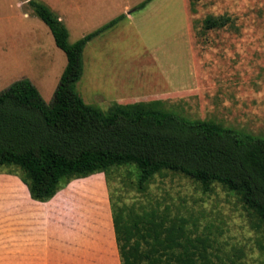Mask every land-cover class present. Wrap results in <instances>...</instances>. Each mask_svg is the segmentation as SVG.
I'll return each mask as SVG.
<instances>
[{
	"label": "rangeland",
	"instance_id": "rangeland-1",
	"mask_svg": "<svg viewBox=\"0 0 264 264\" xmlns=\"http://www.w3.org/2000/svg\"><path fill=\"white\" fill-rule=\"evenodd\" d=\"M143 1L81 0L72 21L65 22L69 41L75 43L125 16L84 49V73L77 91L85 102L106 111L121 97L167 87L169 95H160L167 111L264 134V0H202L194 10L189 0H152L137 8ZM13 6L0 0V86L8 79L32 75L49 104L55 93L52 81L57 87L66 55L29 5ZM24 12L30 18L24 19ZM208 15H227L231 22L222 29L203 31ZM15 27L24 41L29 40L28 30L36 31L30 41L36 43L40 35L45 50L20 49ZM158 96L150 94L145 100ZM16 172L0 166V256L6 255L11 223L36 221L31 217L32 206L22 197L26 185ZM83 180L67 185L49 200L54 218L40 222L63 241L106 240L110 226L114 229L113 204L129 222L152 209L185 216L191 227L196 224L200 232L216 237L215 248L223 260L264 264V229L253 228L238 198L219 184L204 193L198 182L163 172L141 192L135 171L127 167L113 171L109 179L103 173Z\"/></svg>",
	"mask_w": 264,
	"mask_h": 264
},
{
	"label": "trees",
	"instance_id": "trees-1",
	"mask_svg": "<svg viewBox=\"0 0 264 264\" xmlns=\"http://www.w3.org/2000/svg\"><path fill=\"white\" fill-rule=\"evenodd\" d=\"M25 1L67 58L51 103L28 78L0 93V166L17 170L33 200L47 202L73 180L98 173L109 179L124 167L135 171L141 192L156 175L173 172L198 182L204 193L221 185L238 198L252 227L264 229V134L186 118L162 101L113 103L106 111L86 103L77 91L84 47L125 16L70 43L57 14L38 0ZM200 1L189 0L191 9ZM230 22L227 15H208L203 31ZM112 211L122 264H235L217 253L215 236L191 227L185 216L152 209L129 222L113 204Z\"/></svg>",
	"mask_w": 264,
	"mask_h": 264
},
{
	"label": "crops",
	"instance_id": "crops-1",
	"mask_svg": "<svg viewBox=\"0 0 264 264\" xmlns=\"http://www.w3.org/2000/svg\"><path fill=\"white\" fill-rule=\"evenodd\" d=\"M7 2L13 3V8H24L28 5V2L25 0H6ZM48 6H51L52 11L57 14L60 19L65 23L68 21H72L73 17L77 14L80 1L81 0H41ZM85 1V0H82ZM84 4V3H83ZM89 7V5H87ZM91 6V5H90ZM90 8V7H89ZM30 18V14L28 12H24V19ZM69 18V19H68ZM72 18V19H70ZM66 24V23H65ZM67 26V24H66ZM14 30V29H13ZM31 30V29H30ZM45 33L46 28H44ZM15 31H17V35L14 36L16 41L18 42V47L20 49H25L28 46L33 50L41 49L45 50V42L43 39H40L36 43L30 41V35L35 33L36 31H27L26 35L29 40H25L19 34L17 28L15 27ZM104 36V32L89 41L100 39ZM18 37L20 42L18 41ZM49 42V38L47 39ZM86 44V46L88 45ZM84 47V49L86 48ZM2 47L0 45V50L2 51ZM84 52V51H83ZM84 73V72H83ZM29 74V73H27ZM62 75V74H61ZM60 75V78H61ZM83 76V75H82ZM31 77V78H30ZM22 75L18 78H11L3 82L0 86V89L5 90L8 88L13 82L22 79L28 78L34 83V77L32 75ZM5 79V78H4ZM60 80V79H59ZM81 80V79H80ZM78 84V83H77ZM52 91L56 90V80L52 81ZM58 86V85H57ZM152 90V89H151ZM154 90V89H153ZM146 94V95H138L136 97H121L115 100V103L119 104H130L137 102H150V101H162L165 105V101H163L160 95H169L167 93V87L163 90L160 88L155 89L154 91ZM156 95L158 99L155 100H145L148 95ZM143 97L144 100H141ZM83 98V97H82ZM128 99L130 102H126ZM136 99V100H135ZM85 101V100H84ZM132 101V102H131ZM103 173H98L91 175L87 178H93L96 175H100ZM73 180L68 184V186L76 183L84 181L83 179ZM25 186V185H24ZM61 192V191H60ZM59 193V192H58ZM18 197V196H17ZM22 197H24V201H28L32 206L31 217L36 221L28 223L20 222L19 220L11 223V230H9L8 242L6 245V255L0 256V263L3 264H122L121 258L118 250L115 230L110 226L107 231V239L91 242H83L79 243L78 239L68 238L63 241L62 236L60 238L56 237L54 231L49 229L48 227L40 226L41 220H45L52 217V210H50L48 202H38L33 200L30 197L29 191L27 187L22 191ZM47 231V233H46Z\"/></svg>",
	"mask_w": 264,
	"mask_h": 264
}]
</instances>
